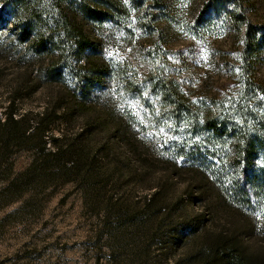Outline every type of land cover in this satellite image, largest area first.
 I'll list each match as a JSON object with an SVG mask.
<instances>
[{
  "label": "rangeland",
  "instance_id": "1",
  "mask_svg": "<svg viewBox=\"0 0 264 264\" xmlns=\"http://www.w3.org/2000/svg\"><path fill=\"white\" fill-rule=\"evenodd\" d=\"M203 1L137 0L129 16L103 24L75 12L87 34L100 45L95 59L108 68L102 89L86 104L84 112L75 108L69 84L39 81L30 89L29 78L36 74V66L19 60L9 31L0 35L8 49L0 51V121L4 123L13 109L17 116L28 115L33 122L48 113L52 122L49 133L74 139L78 151L94 158L95 171L102 180L99 190L92 187L90 192L72 179L35 189H29L22 180L5 193L39 159L41 145L29 143L21 135L11 148L1 144L0 264H186L183 259L201 237L183 238L173 244V233L181 229L179 225L174 230L175 225L185 220L188 225L199 226L197 234L236 228L251 251L264 254V203L239 210L221 192L226 203L222 201L218 213L211 215L205 203L195 199L192 185L204 168L195 165L198 173L189 170L188 159L180 157L174 146L182 140L166 119L169 110L161 111L149 103L154 97L145 87L151 77L175 79L183 81L188 90L194 88L191 91L196 97L203 88L212 93L224 85L217 54L229 49L232 30L225 16L210 25L200 21ZM244 1L252 22L264 24V0ZM257 76L264 83V64ZM126 80L135 84L134 90L128 88ZM109 110L130 122L135 142L148 151L142 159L149 170H142L133 146L112 136L115 121L106 116ZM159 116L162 123L150 121ZM104 119L109 130L98 123ZM47 148L53 150L54 145ZM159 189L165 204L161 206L170 212L163 209L155 215L165 225L157 227L154 234L151 223L141 227L135 223L137 218L133 223L129 217L145 210ZM218 192L216 187L208 200L217 203ZM119 211L124 215L117 221ZM108 213L112 216L107 221ZM199 218L201 222L196 224ZM247 225L251 228L243 231Z\"/></svg>",
  "mask_w": 264,
  "mask_h": 264
},
{
  "label": "trees",
  "instance_id": "2",
  "mask_svg": "<svg viewBox=\"0 0 264 264\" xmlns=\"http://www.w3.org/2000/svg\"><path fill=\"white\" fill-rule=\"evenodd\" d=\"M131 1L0 0V35L9 31L14 36L19 60L36 66V74L29 78L30 89L38 86L39 81L69 84L75 108L84 112L86 104L102 89L108 68L95 59L100 54V45L87 34L75 12L94 23H113L118 17L129 16L130 7L137 3V0ZM221 16L227 18L232 30L229 49L217 54L225 76L222 87L212 93L203 88L194 97L191 91L194 88L188 90L183 81L175 79L151 77L145 86L152 90L154 97L149 103L161 111L169 110L166 119L182 140L174 146L180 157L188 159L189 170L198 173L195 165L204 168L200 178H193L192 185L196 189L195 199L204 202L213 216L218 213L222 201H230L239 210H250L264 203V83L257 76L258 69L264 64V24L252 22L244 0L203 1L200 21L210 25ZM0 51H8L1 41ZM126 82L128 88L135 89L134 83ZM106 116L115 121L112 136L133 146L142 170H149L147 161L142 159L148 151L135 142L130 122L123 116L117 118L110 110ZM150 121L162 123L160 116ZM51 123L48 113L33 122L28 115L17 116L14 109L4 123L0 121V145L4 148L14 146L20 135L29 143L36 141L41 145L37 150L39 159L25 175L13 181L5 193L22 184V180L24 185H30L29 189L63 184L72 179L84 185L85 192L93 191L92 187L99 190L102 180L95 171L94 158L78 151L74 139L51 135ZM98 123L109 130L105 119ZM48 144L54 145V149H48ZM214 160L218 162L214 163ZM86 165L90 169H85ZM216 187L220 193H217L219 200L214 203L208 197ZM221 192L229 197L223 200ZM162 195L163 191L157 190L147 201L144 212L130 215V221L137 218L135 223L141 227L151 223L150 231L155 234L157 227L161 229L165 225L164 221H157L155 215L163 209L170 212L168 207L161 206L165 205ZM116 215L118 221L124 213L119 211ZM110 216L111 213L106 214L107 221ZM185 221L175 225L174 230L179 225L181 229L180 233H173V244L183 238L201 237L183 259L186 264H264V254L251 251L236 228L232 232L197 234L199 226L188 225ZM200 222L199 218L196 224ZM249 228L247 225L243 231H249Z\"/></svg>",
  "mask_w": 264,
  "mask_h": 264
}]
</instances>
